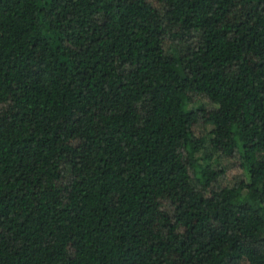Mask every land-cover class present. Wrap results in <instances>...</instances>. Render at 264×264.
I'll return each mask as SVG.
<instances>
[{
    "label": "trees",
    "instance_id": "obj_1",
    "mask_svg": "<svg viewBox=\"0 0 264 264\" xmlns=\"http://www.w3.org/2000/svg\"><path fill=\"white\" fill-rule=\"evenodd\" d=\"M0 264H264V0H0Z\"/></svg>",
    "mask_w": 264,
    "mask_h": 264
},
{
    "label": "rangeland",
    "instance_id": "obj_2",
    "mask_svg": "<svg viewBox=\"0 0 264 264\" xmlns=\"http://www.w3.org/2000/svg\"><path fill=\"white\" fill-rule=\"evenodd\" d=\"M222 165L225 167V176L222 180L223 185H230L234 184L235 182L241 180L244 176L243 173L241 172L240 167L234 162H223Z\"/></svg>",
    "mask_w": 264,
    "mask_h": 264
}]
</instances>
